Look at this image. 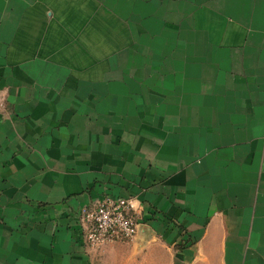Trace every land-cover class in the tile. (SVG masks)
I'll return each instance as SVG.
<instances>
[{
    "label": "crops",
    "instance_id": "0c3cea01",
    "mask_svg": "<svg viewBox=\"0 0 264 264\" xmlns=\"http://www.w3.org/2000/svg\"><path fill=\"white\" fill-rule=\"evenodd\" d=\"M0 264H264V0H0Z\"/></svg>",
    "mask_w": 264,
    "mask_h": 264
},
{
    "label": "built area",
    "instance_id": "2783aa9c",
    "mask_svg": "<svg viewBox=\"0 0 264 264\" xmlns=\"http://www.w3.org/2000/svg\"><path fill=\"white\" fill-rule=\"evenodd\" d=\"M133 209L131 200L111 197L84 206L80 211V224L86 245L99 249L136 238L143 223Z\"/></svg>",
    "mask_w": 264,
    "mask_h": 264
},
{
    "label": "water",
    "instance_id": "95a60500",
    "mask_svg": "<svg viewBox=\"0 0 264 264\" xmlns=\"http://www.w3.org/2000/svg\"><path fill=\"white\" fill-rule=\"evenodd\" d=\"M140 230H141V231H143V230H144V227H143V226H141Z\"/></svg>",
    "mask_w": 264,
    "mask_h": 264
}]
</instances>
